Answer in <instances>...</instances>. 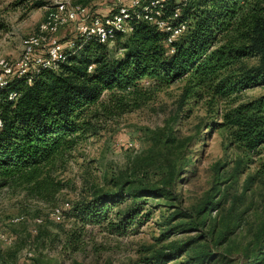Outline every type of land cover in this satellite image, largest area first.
Returning <instances> with one entry per match:
<instances>
[{
	"label": "trees",
	"instance_id": "obj_1",
	"mask_svg": "<svg viewBox=\"0 0 264 264\" xmlns=\"http://www.w3.org/2000/svg\"><path fill=\"white\" fill-rule=\"evenodd\" d=\"M41 7L40 2L32 5ZM175 8L173 3L163 6L164 17H171ZM181 20H187V29L168 46L163 32L132 19V32L115 40L119 55L94 38L76 37L57 70L40 69L0 88V191L20 188L36 200L54 204L64 185L53 173L81 142L97 135L101 118L139 108L148 93L146 83L162 88L184 81L180 109L189 100L205 101L213 114L209 127L227 132L230 142L248 153L263 147L264 96L241 103L238 98L264 86V0H189L180 10L177 22ZM11 95L15 97L10 99ZM174 144L170 132L154 146L164 157ZM188 164L179 150L156 182L120 175L109 181L108 188L93 189L90 207L76 210L74 218L91 222L101 214H95L98 208L115 206L124 197L131 199L124 218L135 216L149 200L179 202L176 185ZM219 180L216 171L212 191ZM215 194L208 192L193 214L178 210L168 226L178 219L184 223L167 229L162 238L204 227L210 212L218 209ZM217 226L213 222L207 231L210 247L217 252L196 255L197 264L230 262L218 251L234 234L236 223L227 222L220 232ZM253 238L237 256V264H264V224ZM194 243L157 251L152 264H165ZM34 262L58 264L47 257Z\"/></svg>",
	"mask_w": 264,
	"mask_h": 264
},
{
	"label": "rangeland",
	"instance_id": "obj_2",
	"mask_svg": "<svg viewBox=\"0 0 264 264\" xmlns=\"http://www.w3.org/2000/svg\"><path fill=\"white\" fill-rule=\"evenodd\" d=\"M59 1L82 4L100 15L111 8L105 0H0V59L19 57L22 41L36 34L46 9ZM35 2L44 7L33 9ZM58 39L67 49L76 36L72 28H65ZM108 46L120 54L118 43ZM183 86L184 81L162 88L146 83L148 93L139 108L101 118L97 135L81 142L53 173L64 185L54 204L36 200L20 188L1 190L0 264H35L43 257L58 264H152L155 252L195 240L165 264H197L196 255L217 252L210 247L208 226L216 222L220 232L229 221L237 228L218 252L230 262L204 264H237V256L251 246L264 224V146L248 153L231 143L227 132L209 127L213 114L205 101L189 100L180 109ZM261 96L264 86L246 91L238 103ZM170 132L175 144L162 157L154 144ZM179 150L189 163L176 185L179 202L149 200L135 216L124 218L131 207V199L124 197L115 206L98 208L95 214H101L91 222L74 218L76 210L90 207L93 189L108 188L109 181L120 175L156 182ZM216 171L220 180L212 191ZM208 192H216L213 202L218 203L207 217L208 225L162 238L167 229L184 223L178 219L168 226L178 210L193 214ZM56 210L58 216L53 215Z\"/></svg>",
	"mask_w": 264,
	"mask_h": 264
},
{
	"label": "built area",
	"instance_id": "obj_3",
	"mask_svg": "<svg viewBox=\"0 0 264 264\" xmlns=\"http://www.w3.org/2000/svg\"><path fill=\"white\" fill-rule=\"evenodd\" d=\"M111 8L100 15L77 3L55 2L46 9L43 22L36 34L22 41L21 52L15 60L0 59V88L7 83L30 77L40 69L57 70L66 60L65 46L58 39L62 29L72 28L78 38H94L100 44L110 45L118 37L132 32V19L143 20L167 36L169 46L187 29V20L177 22L180 10L189 0H105ZM173 3L176 8L171 17H164L163 6ZM72 49L74 41L67 45ZM173 54V49H169ZM91 68H89V71ZM30 83V79L28 80ZM15 95H11L13 99ZM1 127V123H0ZM53 215H59V211ZM21 219H14L16 224ZM41 222V221H37ZM0 239L3 237L0 235Z\"/></svg>",
	"mask_w": 264,
	"mask_h": 264
}]
</instances>
